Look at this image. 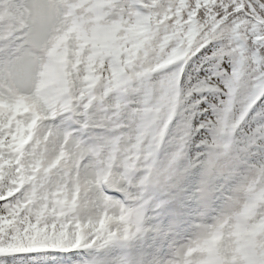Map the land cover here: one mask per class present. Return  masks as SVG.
Returning <instances> with one entry per match:
<instances>
[{
    "label": "snow or ice",
    "instance_id": "snow-or-ice-1",
    "mask_svg": "<svg viewBox=\"0 0 264 264\" xmlns=\"http://www.w3.org/2000/svg\"><path fill=\"white\" fill-rule=\"evenodd\" d=\"M0 264H264V0H16Z\"/></svg>",
    "mask_w": 264,
    "mask_h": 264
},
{
    "label": "rangeland",
    "instance_id": "rangeland-1",
    "mask_svg": "<svg viewBox=\"0 0 264 264\" xmlns=\"http://www.w3.org/2000/svg\"><path fill=\"white\" fill-rule=\"evenodd\" d=\"M15 2L16 0H0L1 21H3L4 18L8 17L9 14H12ZM5 6L7 7V9L5 8Z\"/></svg>",
    "mask_w": 264,
    "mask_h": 264
},
{
    "label": "bare ground",
    "instance_id": "bare-ground-1",
    "mask_svg": "<svg viewBox=\"0 0 264 264\" xmlns=\"http://www.w3.org/2000/svg\"><path fill=\"white\" fill-rule=\"evenodd\" d=\"M5 8L7 9V7L5 6ZM9 11V10H8ZM8 16H10V15H8Z\"/></svg>",
    "mask_w": 264,
    "mask_h": 264
}]
</instances>
